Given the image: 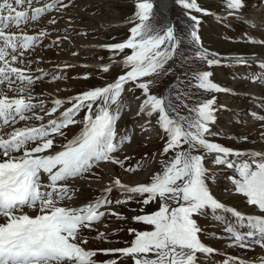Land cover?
<instances>
[{"label":"snow or ice","instance_id":"obj_1","mask_svg":"<svg viewBox=\"0 0 264 264\" xmlns=\"http://www.w3.org/2000/svg\"><path fill=\"white\" fill-rule=\"evenodd\" d=\"M33 2L0 0V264H97L98 252L119 253L131 259L132 264H205L217 249L202 241L203 229L197 218L209 214L222 224L224 233L232 240V247L258 244L264 249V147L238 149L211 139L218 135L213 131L218 114L227 110L218 103L216 94L229 91L214 82L211 69L222 66L225 60L231 66L256 64L260 74L253 73L248 79L264 85V58H257L255 54L222 57L209 50L202 41V20L198 14L215 16L221 23L236 19L256 27L264 26V19L254 25L242 17L244 0H224L226 14L223 15L202 7L198 0H175L187 18L184 22L187 36L178 38L170 22L163 33H154L147 23L153 4L149 0H136L134 13L128 20L133 25L128 37L122 42L101 46L112 53L113 58L110 63L100 65V70L107 73L118 66L125 69L124 73L103 86L51 99L49 106L43 99L32 102L34 88L43 84L49 74L41 68L35 70V75L28 74L33 61L26 56V51L49 33L26 34L21 25L27 28L46 13L59 7L66 9L69 5L64 0H51L33 8ZM25 5L30 12L19 10ZM49 23L55 24V18ZM59 39L53 44H58ZM243 39L264 46V39L247 35ZM183 43L191 47L193 58L204 65V70L195 73L193 78L194 87L207 94L195 102L188 116L179 114L170 94L157 96L151 94L150 88L153 74L172 71L165 65L175 62V53ZM61 79L64 77L53 74L49 82ZM133 89L141 91V96L135 98L140 101L136 115L145 119L142 129L148 125L158 126L165 141L159 153L158 170L149 182L134 186L116 176L107 186L97 189L99 195L94 199L73 206L79 192L75 180L83 178L102 162L118 165L126 172L137 171L139 165L125 167L129 157L121 159L124 146L132 137L126 130L118 131V121L125 110L122 95ZM45 116L48 117L46 122ZM257 118L264 121V115ZM31 120L41 123L33 126L28 123ZM21 122L24 126L15 127ZM75 126H80L79 131L68 138ZM260 138L264 140V131ZM238 139L247 142L248 137ZM58 140L64 142L58 143ZM222 170H231L227 179L232 191L246 205L253 206L256 214H245L213 194L210 184L218 179ZM114 190L124 199L113 200L110 194ZM137 197V202L143 205L158 204L155 211L144 213L142 208L143 214L132 217L134 222L151 230L128 229L134 238L124 248H88L85 231H97L93 239L107 240V234L98 232L93 225L106 215L126 220L127 217L111 209ZM245 228L248 231L242 233L241 229ZM246 238L253 239L249 243ZM103 264H117V261L107 260ZM222 264H264V258L252 262L229 256Z\"/></svg>","mask_w":264,"mask_h":264},{"label":"rangeland","instance_id":"obj_2","mask_svg":"<svg viewBox=\"0 0 264 264\" xmlns=\"http://www.w3.org/2000/svg\"><path fill=\"white\" fill-rule=\"evenodd\" d=\"M149 2L153 4V9L147 23L154 33H163L167 26L165 22L167 12L164 14L161 11L163 1L149 0ZM46 3H51V0H39L38 3L34 0L32 7H42ZM64 3L69 5L66 9L62 7L54 9L38 21L31 22L27 28L21 25L26 34L38 35L41 31L49 33L32 49L26 51V56L33 61L30 65L31 72L28 74L35 75L37 68L49 74L45 77L43 84H38L34 88L33 103H38L40 99H43L50 106L51 99L73 96L92 86H103L105 83L113 82L125 71L118 66H113L107 73L100 70V65L110 63L113 58L112 53L101 46L122 42L128 37L129 28L133 26L128 23V20L134 13L136 0H64ZM198 3L213 13L226 14L224 0H198ZM244 4L241 16L252 21L254 25H259L264 19V0H244ZM19 10L30 12L26 5ZM169 10V19L175 27V35L178 38H185L187 32L182 26V21L187 18L184 10L175 3V0H172V7ZM198 15L202 20L200 28L202 41L209 50L219 53L222 57L240 54L251 57L255 54L257 58H264V46L251 44L243 39L245 35L257 40L264 39V26H248L236 19L221 23L215 16ZM52 18H55V24L49 23ZM13 30L18 31L15 28ZM58 37L60 38L58 44H53ZM73 52L77 55H73ZM121 58L117 57V59ZM174 61V63L169 61L165 65L166 69H172L171 72L166 74L164 71H158L150 77L153 81L150 86L151 94L157 96L170 94L172 103L179 114L188 116L190 115L189 109L195 107V102L203 95H207L194 87L196 81L193 78L195 73L204 70V65L193 58L191 47L187 43L181 44L177 49ZM66 65H75V67H65ZM211 70L214 72V82L229 90L227 93L216 94L218 103L225 106L227 110H222L218 114V122L213 129L218 135L211 139L228 147L260 150L264 147V140L260 138L261 131H264V121L257 117L264 115V85L251 83L248 79L253 73L259 75L260 70L256 64L250 67L231 66L227 60L222 66ZM53 74L61 75L64 79L49 82ZM85 75L88 79H84ZM3 87L6 88L7 85ZM184 93H187V96ZM137 96H141V91L138 89L122 95L125 110L118 121V131L126 130L132 137L131 142L125 144L121 159L124 156L129 157L125 160V167L137 168L139 165L137 171L135 173L126 172L118 165L113 166L102 162L91 172L86 173L87 175L83 178L75 180L79 192L73 199V206H80L94 199L99 195L97 189L107 186L116 176H119L123 183L134 186L137 183L149 182L151 175L158 170L159 153L165 141L161 138L158 126L148 125L146 129H142L141 126L145 125V119L136 115L140 103L135 98ZM185 104L187 107L184 106ZM37 114L44 115L39 111ZM83 114V112L80 114L81 117ZM47 119L48 117L45 116L44 122ZM237 119L240 123L236 122ZM28 123L38 126L41 121L31 120ZM21 126H24L23 122L15 127ZM79 127H72L68 138L78 132ZM6 130L11 131L12 128H6ZM241 136H247V142L238 139ZM57 142L63 143L64 141L58 140ZM230 174L231 170H222L218 179L210 184L211 191L221 202L245 214H256L253 206L246 205L245 201L232 191V185L227 179ZM110 195L113 200L124 199V196L115 190ZM138 199L139 197L111 209L127 217L126 220H118L114 216L106 215L101 222L93 225L98 232L107 234V240L93 239L98 234L97 231L86 230L87 247L90 249L124 248L129 246L134 238L128 229L151 230L149 226L134 222L132 217L143 214L140 211L142 208L144 213L155 211L158 204L153 202L143 205L137 202ZM168 203L173 205L171 200ZM197 223L203 229L202 241L217 249V253L206 260L205 264H222V261L229 256L252 262L264 258V249L258 244L244 248L232 247L231 238L224 233L222 224L215 221L211 214L198 217ZM241 231L246 233L248 229H241ZM252 239L246 238L249 243ZM95 259L97 264H103L107 260H116L117 264H132L131 259L119 253L106 255L98 252Z\"/></svg>","mask_w":264,"mask_h":264},{"label":"bare ground","instance_id":"obj_3","mask_svg":"<svg viewBox=\"0 0 264 264\" xmlns=\"http://www.w3.org/2000/svg\"><path fill=\"white\" fill-rule=\"evenodd\" d=\"M163 2L161 3V11L165 14L166 12L168 13V10H169V8H171L172 7V0H162ZM170 11V10H169ZM186 21V19H184L183 21H182V26L184 27V22ZM165 94H168V93H165ZM49 103V102H48ZM85 175H87V174H85ZM250 212H251V210H250ZM249 253L251 252V251H248ZM264 255V254H263ZM262 256V255H261Z\"/></svg>","mask_w":264,"mask_h":264},{"label":"water","instance_id":"obj_4","mask_svg":"<svg viewBox=\"0 0 264 264\" xmlns=\"http://www.w3.org/2000/svg\"><path fill=\"white\" fill-rule=\"evenodd\" d=\"M166 15H167V18H166V23L168 24L169 22L171 23V21H170V19H169V13H166Z\"/></svg>","mask_w":264,"mask_h":264}]
</instances>
